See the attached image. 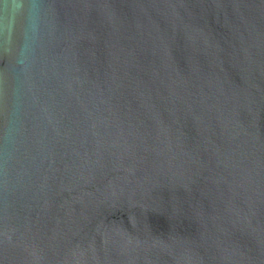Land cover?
<instances>
[{"label":"water","instance_id":"1","mask_svg":"<svg viewBox=\"0 0 264 264\" xmlns=\"http://www.w3.org/2000/svg\"><path fill=\"white\" fill-rule=\"evenodd\" d=\"M0 264H264V0H0Z\"/></svg>","mask_w":264,"mask_h":264}]
</instances>
